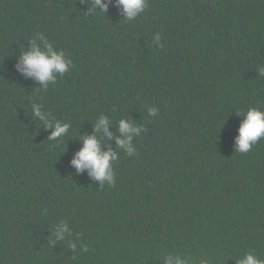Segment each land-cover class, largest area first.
<instances>
[{
  "label": "trees",
  "instance_id": "obj_1",
  "mask_svg": "<svg viewBox=\"0 0 264 264\" xmlns=\"http://www.w3.org/2000/svg\"><path fill=\"white\" fill-rule=\"evenodd\" d=\"M93 5L0 0V264L264 259V138L235 151L242 114L264 110V0H148L132 21ZM33 41L73 61L46 88L18 70ZM101 116L113 186L71 163ZM121 119L144 129L131 156Z\"/></svg>",
  "mask_w": 264,
  "mask_h": 264
},
{
  "label": "clouds",
  "instance_id": "obj_2",
  "mask_svg": "<svg viewBox=\"0 0 264 264\" xmlns=\"http://www.w3.org/2000/svg\"><path fill=\"white\" fill-rule=\"evenodd\" d=\"M108 2L110 0H94L93 10L100 9L103 13L107 11ZM118 6H122V13L125 20H135L148 7V0H117ZM41 39L43 37L41 36ZM158 47H162L161 35L156 33L154 37ZM73 66L71 58L67 57L63 50H56L50 42L44 41L43 49L38 46L35 41L32 42L31 49L24 52L21 64L18 70L28 77L34 78L40 85L45 88L52 82L54 83L57 75L63 76L70 71ZM261 76H264V67L258 69ZM159 109L152 107L149 109V116L157 115ZM33 113L42 121H46L45 115L41 113L40 107L35 105ZM241 114V113H240ZM244 119L238 129L239 135L236 138V152L247 153L253 145L264 138V110L257 107H250L246 113L242 114ZM109 119L106 116H101L95 125L93 135L82 137V148L75 154L71 161L77 171L89 170V175L101 182H108L109 186L114 185L115 170L113 161L117 160V154L111 149L103 150L101 148V139H98V134L103 130L111 139L112 134L108 132ZM46 127L52 128V124H47ZM68 124L57 122L54 125V130L51 132L49 139L56 138L65 134L68 130ZM141 127H133L132 124L125 119L119 121V131L123 138L117 137L116 144L119 148L124 149L128 155H134L135 149L131 146L133 136L138 135ZM68 231L66 225H60L55 231L57 240L63 239L65 232ZM75 248V245H72ZM83 251H87V246H84ZM164 264H190L189 259L184 258L180 254L175 257L166 256ZM200 264H208V261L202 260ZM237 264H264V259L258 258L252 252H247L242 258L237 261Z\"/></svg>",
  "mask_w": 264,
  "mask_h": 264
}]
</instances>
